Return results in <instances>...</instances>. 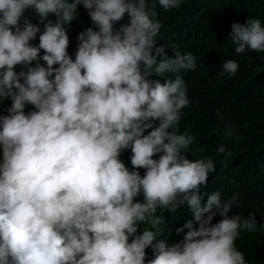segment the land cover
<instances>
[{"label":"clouds","instance_id":"9594fccd","mask_svg":"<svg viewBox=\"0 0 264 264\" xmlns=\"http://www.w3.org/2000/svg\"><path fill=\"white\" fill-rule=\"evenodd\" d=\"M157 3L167 11L182 0ZM81 4L98 30L78 35L73 62L64 26ZM29 9L47 20L38 47L30 41L39 27L20 23ZM154 9L148 0H0V101H12L0 116V264H145L149 246L148 264H246L236 240L257 231L255 215H229L238 198L222 200L218 191L201 204L215 164L187 159L195 138L179 131L191 103L179 73L195 70L196 58H170L157 46ZM125 14L128 23L115 30ZM229 36L238 55L264 53L260 19L233 23ZM222 68L231 76L239 64ZM26 105L36 110L25 115ZM127 149L131 171L119 159ZM217 153L232 154L224 146ZM185 203L198 228L176 229H188L182 244H153L163 223L157 210L175 213ZM141 224L151 230L137 234Z\"/></svg>","mask_w":264,"mask_h":264},{"label":"trees","instance_id":"16d2710c","mask_svg":"<svg viewBox=\"0 0 264 264\" xmlns=\"http://www.w3.org/2000/svg\"><path fill=\"white\" fill-rule=\"evenodd\" d=\"M71 2V0H69ZM149 7L155 4L157 13L155 20L162 24L156 37L157 46H166L167 55L172 58L176 52L181 55L192 54L196 58L195 70H181L190 106L182 110L179 131H187L194 136L189 153V160L211 158L215 171L209 174L208 187L204 189L201 204L206 203L207 195L218 191L222 200L237 196L239 207L234 206L229 215L240 214L247 217L255 215L257 231L248 233L242 231L236 240L237 250L244 253L246 264H264V53L246 50L243 54L235 53L229 33L233 23L244 25L248 19H260L264 26V0H182L179 9L164 10L157 0H148ZM77 18L70 25H65L69 38L67 53L75 61L78 49V35L91 28L98 29L91 21L83 5L76 9ZM48 20L55 22V15L49 14ZM128 16L114 25L118 30L121 24L128 23ZM35 9L24 13L21 25L30 24L39 27L36 38L30 41L32 46H39V36L44 31V23ZM44 55L40 51L38 62L45 66L40 59ZM159 59V58H158ZM227 60H234L239 68L234 75L223 71L222 65ZM36 62L29 65L34 67ZM58 65H53L57 68ZM17 73L26 71L18 65ZM175 79V74H168ZM54 78V77H53ZM153 80L164 79L153 75ZM23 82V81H21ZM11 99L0 101V116L8 115ZM33 106L26 105L25 115L35 111ZM231 127L234 136L224 135ZM150 131V130H149ZM148 133L145 132L144 135ZM236 137L243 139L237 141ZM224 146L231 156L218 154L217 149ZM202 151L197 152L196 149ZM131 150L121 152L119 159L132 170ZM153 159H159V154ZM141 177L145 169H136ZM143 202V196L136 198ZM163 223L159 225L160 234L153 241L167 242L171 247L182 244L188 229L177 233L176 229L183 228L192 222L193 229L198 228L190 207L185 203L178 207L175 213L158 209ZM219 216L214 217L213 223L218 222ZM150 225L141 224L137 234H142ZM131 242V238L129 239ZM145 264L155 258L152 246L146 249Z\"/></svg>","mask_w":264,"mask_h":264}]
</instances>
